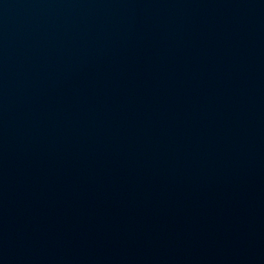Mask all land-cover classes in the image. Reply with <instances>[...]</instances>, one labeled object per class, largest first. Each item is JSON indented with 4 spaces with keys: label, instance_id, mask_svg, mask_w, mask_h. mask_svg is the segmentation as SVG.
Returning a JSON list of instances; mask_svg holds the SVG:
<instances>
[{
    "label": "water",
    "instance_id": "95a60500",
    "mask_svg": "<svg viewBox=\"0 0 264 264\" xmlns=\"http://www.w3.org/2000/svg\"><path fill=\"white\" fill-rule=\"evenodd\" d=\"M0 264H264V0H0Z\"/></svg>",
    "mask_w": 264,
    "mask_h": 264
}]
</instances>
